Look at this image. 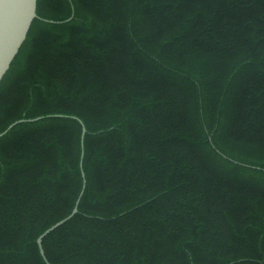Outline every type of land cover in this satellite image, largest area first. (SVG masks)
<instances>
[{"label":"trees","instance_id":"1","mask_svg":"<svg viewBox=\"0 0 264 264\" xmlns=\"http://www.w3.org/2000/svg\"><path fill=\"white\" fill-rule=\"evenodd\" d=\"M0 82V264H264V0H38ZM84 156L82 158V130ZM82 162V165H81Z\"/></svg>","mask_w":264,"mask_h":264},{"label":"water","instance_id":"2","mask_svg":"<svg viewBox=\"0 0 264 264\" xmlns=\"http://www.w3.org/2000/svg\"><path fill=\"white\" fill-rule=\"evenodd\" d=\"M38 0H0V82L2 81L5 74L8 72L13 60L19 53V50L23 43L25 42L28 32L34 19L38 16L37 14ZM41 117H36L33 119L25 120L21 119L12 123L5 131L0 133V137L5 135L10 129H12L16 124L25 121H37ZM82 130V158L84 156V136L86 134V127L83 122ZM82 165V162H81ZM84 178L83 189L80 196L76 202L75 207L72 212L60 220L56 224L52 225L45 232H43L37 239L39 245L40 253L43 256L47 264H51L48 260L45 250L43 247V239L50 232L54 231L60 225L64 224L66 221L71 219L75 214L78 213V205L80 199L84 193L85 189V172H82Z\"/></svg>","mask_w":264,"mask_h":264}]
</instances>
